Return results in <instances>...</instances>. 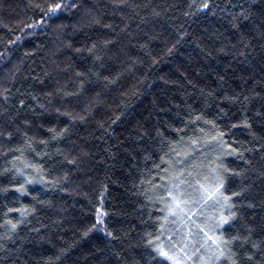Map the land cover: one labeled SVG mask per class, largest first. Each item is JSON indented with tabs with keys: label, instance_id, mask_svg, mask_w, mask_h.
Segmentation results:
<instances>
[{
	"label": "trees",
	"instance_id": "trees-1",
	"mask_svg": "<svg viewBox=\"0 0 264 264\" xmlns=\"http://www.w3.org/2000/svg\"><path fill=\"white\" fill-rule=\"evenodd\" d=\"M192 170L264 264V0H0V264H171Z\"/></svg>",
	"mask_w": 264,
	"mask_h": 264
},
{
	"label": "rangeland",
	"instance_id": "rangeland-1",
	"mask_svg": "<svg viewBox=\"0 0 264 264\" xmlns=\"http://www.w3.org/2000/svg\"><path fill=\"white\" fill-rule=\"evenodd\" d=\"M202 174L201 170L198 176ZM183 175L185 179L174 176L166 182V206L157 248L168 254L163 256L171 264H217L218 249H223L220 230L224 224L220 219L228 217L229 210L221 187L217 190L220 183L212 175L201 182L194 170Z\"/></svg>",
	"mask_w": 264,
	"mask_h": 264
},
{
	"label": "snow or ice",
	"instance_id": "snow-or-ice-1",
	"mask_svg": "<svg viewBox=\"0 0 264 264\" xmlns=\"http://www.w3.org/2000/svg\"><path fill=\"white\" fill-rule=\"evenodd\" d=\"M62 7H63V5L60 4V3L52 4V5H50L48 7L47 11L44 12V15L45 16L55 15L56 12L58 10H60ZM200 7L206 9V8L209 7V4L207 2H205ZM21 103H23V102H21ZM233 151H235V149H233ZM222 183L223 182L221 181V183L217 185V190H219V188L222 187ZM205 192H207L206 189H205ZM213 194H215V193H213ZM169 195L171 196L172 193L170 192ZM233 195H238V193H233ZM172 199H173V203L178 206L179 205V201L176 199V197L173 196ZM224 199H225V201H228L230 198L229 197H225ZM169 211L172 212L173 209L170 208ZM231 216L234 217L235 213H232ZM229 219H230L229 217H221L220 224L222 225V224L228 223ZM9 223L11 224V221H9ZM11 227L13 229H15L16 225L15 224H11ZM232 239L236 240V239H238V237H233ZM230 243H231V241H223V244L225 246H227ZM254 247H255V245H254ZM161 255L167 256L168 254L166 252H161ZM233 255L234 254L231 253V249L230 248H228L227 251H225L224 249H218V255H216L215 259L216 260H220L221 258H224L225 260L231 261V264H236V261L232 258Z\"/></svg>",
	"mask_w": 264,
	"mask_h": 264
}]
</instances>
